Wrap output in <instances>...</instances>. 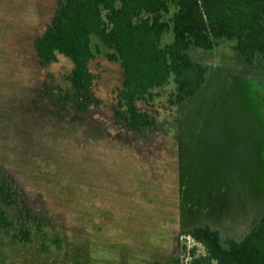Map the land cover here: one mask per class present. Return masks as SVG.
I'll list each match as a JSON object with an SVG mask.
<instances>
[{
	"label": "rangeland",
	"instance_id": "1",
	"mask_svg": "<svg viewBox=\"0 0 264 264\" xmlns=\"http://www.w3.org/2000/svg\"><path fill=\"white\" fill-rule=\"evenodd\" d=\"M56 6L0 0V166L62 225L60 264H207L192 227L241 239L264 214V59L247 63L229 40L194 48L210 66L203 88L185 100L175 77L153 88L140 107L154 123L134 131L121 60L96 35L98 101L81 115L62 100L73 61L43 65L35 47Z\"/></svg>",
	"mask_w": 264,
	"mask_h": 264
},
{
	"label": "trees",
	"instance_id": "2",
	"mask_svg": "<svg viewBox=\"0 0 264 264\" xmlns=\"http://www.w3.org/2000/svg\"><path fill=\"white\" fill-rule=\"evenodd\" d=\"M171 2L177 6L173 14ZM168 30L173 40L165 42ZM94 35L121 60L118 97L127 106L125 125L142 132L154 123L140 107L153 88L175 77L178 97L185 100L205 85L210 66L193 55L194 48L209 51L229 40L247 63L264 59V0H57L35 47L43 65L60 54L73 61L72 90L62 100L73 103L81 115L92 112L98 101ZM188 232L204 244L207 264H264V214L241 239H225L210 225ZM66 246L62 225L36 211L0 166V264H60Z\"/></svg>",
	"mask_w": 264,
	"mask_h": 264
}]
</instances>
